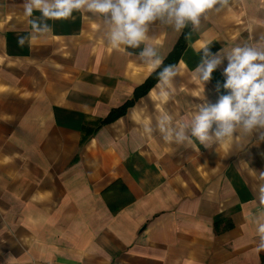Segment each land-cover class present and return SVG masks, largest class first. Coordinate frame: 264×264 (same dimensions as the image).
Returning a JSON list of instances; mask_svg holds the SVG:
<instances>
[{
    "label": "crops",
    "instance_id": "crops-1",
    "mask_svg": "<svg viewBox=\"0 0 264 264\" xmlns=\"http://www.w3.org/2000/svg\"><path fill=\"white\" fill-rule=\"evenodd\" d=\"M24 4L0 0V264H264V141L254 134L206 148L155 130L162 113L178 126L203 95L215 104L226 94L227 59L204 91L193 78L202 48L215 54L264 37V0H232L199 30L190 25L170 98L157 82L100 127L158 69L140 51L155 47L164 61L184 29L157 22L139 48H113L102 17L73 11L32 39L30 21H45Z\"/></svg>",
    "mask_w": 264,
    "mask_h": 264
},
{
    "label": "clouds",
    "instance_id": "clouds-1",
    "mask_svg": "<svg viewBox=\"0 0 264 264\" xmlns=\"http://www.w3.org/2000/svg\"><path fill=\"white\" fill-rule=\"evenodd\" d=\"M232 0H25V15L31 16L38 10L44 18L43 23L32 20L33 35L51 32L47 20L68 19L73 11L92 12L102 17L108 29L109 44L113 48L124 45L139 48L148 39L150 29L158 25L171 28L179 33L192 26L199 30L202 19L208 13L219 12L230 6ZM25 37L18 43L23 46ZM203 56L196 66L193 78L204 86L212 78V73L227 59L224 68L225 82L222 85L226 94H221L215 104L208 102L203 95L202 103L197 104L196 114L178 126L173 125V118L162 113L157 120L156 129L165 141L177 144L192 143L195 137L200 144L211 148L213 144L222 143L238 136L253 137L264 141V37L254 43H244L225 48L213 54L209 47L202 48ZM140 59L153 68L163 64V58L157 49L146 45L139 53ZM173 65L163 67L159 72L157 87L159 95L167 101L171 96V84L176 76ZM221 85H217L219 92ZM151 95V93H150ZM154 129L150 123L143 126V133L151 135ZM264 180V172L260 173ZM257 200L264 207V183L256 189ZM264 217V213H261ZM259 244L257 251H264V223L257 228Z\"/></svg>",
    "mask_w": 264,
    "mask_h": 264
},
{
    "label": "trees",
    "instance_id": "trees-1",
    "mask_svg": "<svg viewBox=\"0 0 264 264\" xmlns=\"http://www.w3.org/2000/svg\"><path fill=\"white\" fill-rule=\"evenodd\" d=\"M190 24L188 27H186L179 39V41L177 42L176 46L174 47L173 51L171 52V54L163 61V64L160 65L158 67V69L146 80V82L139 88H137L134 92V96L132 98V100H130L129 102H127L126 104H124L122 107H120L117 110H114L110 113V115L103 121L100 122L99 126L102 125H106L109 124L113 121H115L116 119H118L119 117H121L126 110L132 106V104L139 99L140 97H142L143 95H145L149 89L158 82L159 79V72L163 69V67L168 66V65H173L175 66V64L177 63V61L180 58V55L182 54V52L184 51L185 47H186V33L189 30ZM97 127V128H98ZM96 128V129H97ZM86 135H89L88 133H86Z\"/></svg>",
    "mask_w": 264,
    "mask_h": 264
}]
</instances>
